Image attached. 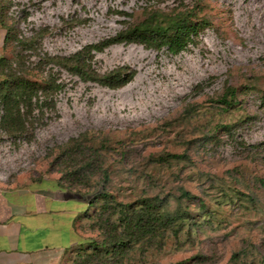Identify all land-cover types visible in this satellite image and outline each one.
Here are the masks:
<instances>
[{
	"label": "rangeland",
	"instance_id": "374dc122",
	"mask_svg": "<svg viewBox=\"0 0 264 264\" xmlns=\"http://www.w3.org/2000/svg\"><path fill=\"white\" fill-rule=\"evenodd\" d=\"M184 6L203 22L198 31L213 28L222 46L206 52L197 43L184 55L141 61L154 86L171 89L167 112L127 127L85 126L71 97L64 96L66 111L53 101L58 89L53 104L35 107L45 120L46 155L23 174L93 196L80 244L64 264H264V56L254 47L246 57L235 54L246 46L229 9L210 0ZM9 7L0 0V88L7 62L21 54ZM159 12L151 22L165 26L170 11ZM146 18L135 12L130 24ZM24 76L41 90L54 79L41 69ZM98 103L87 100L89 119Z\"/></svg>",
	"mask_w": 264,
	"mask_h": 264
},
{
	"label": "built area",
	"instance_id": "2783aa9c",
	"mask_svg": "<svg viewBox=\"0 0 264 264\" xmlns=\"http://www.w3.org/2000/svg\"><path fill=\"white\" fill-rule=\"evenodd\" d=\"M188 0H10L8 16L15 22L17 49L22 53L21 69L37 71L42 64L41 72L46 77H53L58 85L53 99L64 105L68 97L74 102L73 108L81 117L83 125L102 122L111 123L115 127H127L143 121H150L162 112H167L173 105L168 95L171 89L156 86L148 79V68L144 69L141 61L144 58L154 59L156 55L176 56L195 51L198 46L206 52L218 49L222 42L211 27L203 28L190 35L185 49L172 54L167 48L159 50L146 49L140 44L126 42H111L117 35L125 31L130 24V15L144 10H159L169 12L180 5H187ZM229 9L235 28L244 40L245 49L236 46L238 58L248 56L252 47L256 54L264 56V0H210ZM19 42L29 43L21 50ZM217 50V49H216ZM83 53V61L91 73L106 76L119 68H128L131 79L122 87L111 89L95 81H82L78 76L70 74L63 67L46 62L49 59L70 58ZM21 55V54H20ZM18 61L12 66L17 68ZM222 69V68H221ZM171 71V69H170ZM148 81V89L143 85ZM161 89L159 94L156 89ZM181 90V89H180ZM147 91L145 97L144 93ZM182 91V90H181ZM68 96L67 98L64 96ZM97 97L99 102L90 113H87V100ZM128 96L133 101L147 104L144 114L138 106L128 102ZM65 98V100H64ZM83 99L79 107L76 101ZM162 99L167 102L164 105ZM40 108L43 96L38 92L37 100H33ZM107 105L112 113L107 114ZM160 107L153 112L152 107ZM33 109L30 121L31 130L35 133L30 138H11L0 127V182H6L14 176L30 171L36 160L46 155V147L40 144L43 131L39 128L45 125L40 109ZM126 107L130 109L125 112ZM138 109V112L136 111ZM23 112V108L21 107ZM4 108L0 101V121ZM130 113V114H129ZM79 117V118H80ZM72 122H70L71 124ZM72 133L75 127L72 125ZM37 131L40 134L37 135Z\"/></svg>",
	"mask_w": 264,
	"mask_h": 264
},
{
	"label": "crops",
	"instance_id": "0c3cea01",
	"mask_svg": "<svg viewBox=\"0 0 264 264\" xmlns=\"http://www.w3.org/2000/svg\"><path fill=\"white\" fill-rule=\"evenodd\" d=\"M87 195L52 177L0 182V264H64L80 244Z\"/></svg>",
	"mask_w": 264,
	"mask_h": 264
},
{
	"label": "trees",
	"instance_id": "16d2710c",
	"mask_svg": "<svg viewBox=\"0 0 264 264\" xmlns=\"http://www.w3.org/2000/svg\"><path fill=\"white\" fill-rule=\"evenodd\" d=\"M184 5H180L178 8L170 11L168 16V23L165 26L156 25L151 22V17L157 16L159 11L144 10L147 18L141 23L132 26L129 24L128 28L117 35L111 42H126L136 43L142 45L146 49L159 50L161 48H167L170 53L177 54L185 49L190 35L200 29L202 21L198 22L194 20L195 13L193 9H186ZM180 10V11H178ZM177 11V13H175ZM131 18V15H130ZM25 42H19L21 50L25 49L28 45ZM23 55L21 53L17 63V68H13V61H9L4 68L8 72V79L4 80L2 87L0 88V101L3 104L4 112L1 117L0 127L11 138H30V121L32 111L38 104L34 103V99L37 100L38 92L42 93L43 104L47 106L51 104L52 94L58 89V85L55 84L54 79L47 85V89H39L38 86H33L25 79L24 71L21 69V59ZM46 62H53L59 66L65 68L70 74L78 76L82 81H95L103 86H107L111 89H116L125 85L130 79L131 74L125 73L124 70L118 69L106 76L99 77L91 73L88 66L83 61V53L77 54L66 59H49ZM39 69L42 68V64ZM38 69V70H39ZM14 83V88L11 89V84ZM4 89V90H3ZM53 104V103H52ZM23 108V112L21 111ZM172 159L181 160L184 157L182 155H172ZM88 197V196H87ZM92 195L88 198V208L92 203ZM87 210L83 213L88 212ZM140 223H136V229L139 230ZM126 230L129 227H124ZM114 249L113 252H116Z\"/></svg>",
	"mask_w": 264,
	"mask_h": 264
},
{
	"label": "bare ground",
	"instance_id": "6f19581e",
	"mask_svg": "<svg viewBox=\"0 0 264 264\" xmlns=\"http://www.w3.org/2000/svg\"><path fill=\"white\" fill-rule=\"evenodd\" d=\"M178 90L181 91L180 89H178ZM128 97H129L128 98V102H129L130 105H132V106H138L140 108V110L144 114L147 113V111H146L147 110V104L149 102H146V104H143L142 102H139V101H133V99L130 96H128ZM162 102L164 103V105H167V102L165 100L162 99ZM151 107H152L153 112H157L159 109H161V106L160 107L151 106Z\"/></svg>",
	"mask_w": 264,
	"mask_h": 264
}]
</instances>
